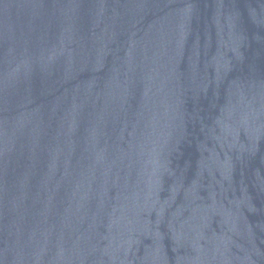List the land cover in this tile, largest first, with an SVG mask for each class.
Segmentation results:
<instances>
[{"label":"water","instance_id":"water-1","mask_svg":"<svg viewBox=\"0 0 264 264\" xmlns=\"http://www.w3.org/2000/svg\"><path fill=\"white\" fill-rule=\"evenodd\" d=\"M0 264H264V0H0Z\"/></svg>","mask_w":264,"mask_h":264}]
</instances>
